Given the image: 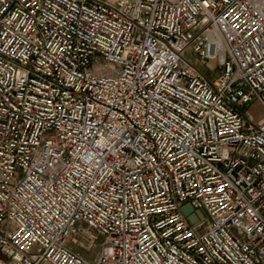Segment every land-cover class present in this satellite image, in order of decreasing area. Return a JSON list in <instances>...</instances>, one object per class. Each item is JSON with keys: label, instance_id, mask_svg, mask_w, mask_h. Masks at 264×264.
Instances as JSON below:
<instances>
[{"label": "built area", "instance_id": "built-area-1", "mask_svg": "<svg viewBox=\"0 0 264 264\" xmlns=\"http://www.w3.org/2000/svg\"><path fill=\"white\" fill-rule=\"evenodd\" d=\"M0 264H264V0H0Z\"/></svg>", "mask_w": 264, "mask_h": 264}, {"label": "rangeland", "instance_id": "rangeland-1", "mask_svg": "<svg viewBox=\"0 0 264 264\" xmlns=\"http://www.w3.org/2000/svg\"><path fill=\"white\" fill-rule=\"evenodd\" d=\"M187 56L189 57V58H191L192 60H195V56H193L190 52H188L187 53ZM200 69H202V71H203V73L207 76V77H209L210 79H213L214 77H216V72H218V70L216 71V72H213L212 71V66L211 65H208V66H203V65H201L200 66ZM249 111L250 112H255V113H257V112H260L261 111V108L258 106V105H254L253 107H251L250 109H249ZM261 118H263V117H260V119ZM259 119V120H260ZM75 251H77V252H79V253H82V255H84V256H86L87 258H89L90 260H94V258L97 256V253H98V251H96V252H94V253H88V252H86L85 250H82L81 248L79 249V248H76V250Z\"/></svg>", "mask_w": 264, "mask_h": 264}, {"label": "water", "instance_id": "water-1", "mask_svg": "<svg viewBox=\"0 0 264 264\" xmlns=\"http://www.w3.org/2000/svg\"><path fill=\"white\" fill-rule=\"evenodd\" d=\"M183 211L186 215H188V217L190 218V221L192 223L196 222V218L195 215L193 214V208L190 205H187L183 208Z\"/></svg>", "mask_w": 264, "mask_h": 264}]
</instances>
